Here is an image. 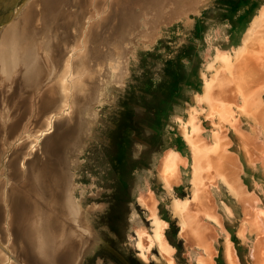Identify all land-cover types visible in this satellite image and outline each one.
Here are the masks:
<instances>
[{"label":"rangeland","instance_id":"rangeland-1","mask_svg":"<svg viewBox=\"0 0 264 264\" xmlns=\"http://www.w3.org/2000/svg\"><path fill=\"white\" fill-rule=\"evenodd\" d=\"M263 9L264 0H0V42L27 11L29 46L47 74L39 92L52 100L42 112L37 100L27 103L10 140L0 131V264H40L23 232L34 216L20 212L22 221L12 209L16 196L42 203L31 192L37 168L51 193L47 171L60 170L66 199L50 193L38 210L48 218L70 202V214L55 215L76 247L71 264H264V90L245 111L234 83L215 87L230 104L226 116L201 99L219 55L234 58ZM245 57L264 74V52ZM194 125L209 146L219 139L224 164L230 155L239 170L237 180L219 171L205 178L204 201L194 194L195 152L183 132ZM172 154L179 160L167 182ZM176 202L199 214L203 241L183 228ZM156 217L167 259L151 241Z\"/></svg>","mask_w":264,"mask_h":264},{"label":"bare ground","instance_id":"bare-ground-1","mask_svg":"<svg viewBox=\"0 0 264 264\" xmlns=\"http://www.w3.org/2000/svg\"><path fill=\"white\" fill-rule=\"evenodd\" d=\"M53 1L56 3L58 0H53ZM8 4L9 3H6V6ZM22 10H24V8L21 9V11ZM35 13H37V11ZM24 15L26 16H24L23 19L18 18V20L21 19L19 20L20 23L18 25L12 26L11 24V26H9L10 31H8V36H6V38L4 37V39L2 40L3 42H0V108L2 107L1 104L3 103V100L9 103V104L4 103L3 106H5V108L2 107L0 109V118H2L1 120L3 121V124L2 122H0V131L4 132L7 136V139L9 140L12 138L14 134H16V132H18V128L21 126L19 121L17 120L19 119L20 116H24L21 113H23L22 109L25 108L24 106L27 105V103L29 104L30 102H33L32 100H37L36 101L37 103L40 102L38 111H41V112L44 111L47 108V106L49 107V105L52 103L51 98H49V95L46 92L45 93L44 91L39 92V89H40L39 85L42 83L45 77H47V74L43 75L45 72V69H44L45 66L42 67L44 64H42L40 58L36 55L34 47H32L31 45H30L31 47L29 46L30 44L29 38L31 35V29L29 26L30 21L28 22V18L30 19V17L27 18V16L29 15L27 11L25 12ZM21 16L22 15H20V17ZM0 37L2 38V36ZM43 47L45 46L43 45ZM50 47H52V45ZM263 52H264V9L261 11L258 17L253 21L251 27L246 32L244 39H243V44L238 48L234 58H232V56L229 53H222L219 55L218 58L220 62L222 63V67L214 74L212 78H210L206 82L204 92L201 95V99L210 105V108L212 111H215V110L219 111L221 115L223 116H226L229 113L230 104L226 100L224 93H221V94L213 93V89L215 87L219 86V87L224 88L226 84L228 83L229 84L234 83L239 93L242 94V96L244 97L245 105L244 107H242L243 110L247 111L248 104L254 103L257 100L261 92L264 90V86H263L264 74L256 68L251 69L248 65L249 60L245 56L246 54L251 55V53H253V55H256L258 57V54L260 55ZM43 61L45 62V60ZM48 86H51V85H48ZM18 103H20V105H17ZM18 113H19V116L16 119V116L18 115ZM259 114L260 113L257 111V115ZM8 116H10L11 118ZM30 116H31L30 118L32 119L33 115L31 113H30ZM3 118L5 119L3 120ZM190 121L191 122L193 121L192 117L190 118ZM199 131H200V127L198 125L193 126L192 134L188 133L185 127L183 130L184 136L192 144L193 150L195 152L194 161H193V177H194L196 187H195L194 194L196 197L204 201L205 199H207V194H208V190L206 189L205 178L209 176L212 177L216 174V172L219 171L225 177L227 178L229 177V179H232V180H237L236 179L238 178L237 172L239 170H238V166L234 158L232 159L233 161H230V162L227 161L226 158L230 157V155H228L225 158V164H224V155H223L224 153L222 152L223 151L222 144L219 139L216 140V143L214 145L209 146L199 136ZM210 152H219L221 153V156H219L215 161H212L210 159L211 158ZM51 154H53V156L55 154L56 156V152L55 153L51 152ZM178 160H179L178 155L176 154L170 155L169 168L171 171L164 175V178L167 182H171V178H173V176L176 175L175 170H176V164ZM37 169L38 170H35L37 171L35 172L37 173L36 174L37 178H35V181H33L35 182L34 183L35 186H31V192L32 193L34 192L33 194L39 195V197L37 198H40L39 200L42 201L43 203V204L41 203L42 206L41 204L39 206L34 205L37 203L35 202L34 204L33 202L31 203V199L26 200V199H22L23 197L20 198L21 196L13 195V197L16 196L12 203L13 208L11 207L13 211L15 210L13 214L14 215L16 214V218H20V219L23 218L20 212L22 214L27 213L28 215L30 214L34 216L33 219H31L30 217L29 220L26 221V225L24 226V231L22 229L21 232L23 231L27 239L30 240L29 242L32 244L31 246L34 247L36 255H37L35 256L38 258L40 264H71L72 262L75 261V258H76V252H75L76 247L74 246L70 247V244L74 245L71 242L72 238L70 239V242H71L70 244L68 242L69 239H67L66 241L63 240L61 234H62V231L65 229L62 226L63 223H61V221L59 222L58 219L56 218L57 214L55 215V213H58L59 215H61L60 212L70 214L71 208L69 207L70 205L68 204L70 202L68 203L62 202L58 204L56 203L53 206V208L56 206L54 209V213L48 216V214L51 213V210H52V207H51L50 212L47 211L48 214L45 212L46 213L45 215L48 216V218L47 217L45 218L44 212L42 211H45L44 205H46L45 203L48 202V198L51 192L46 182H42L41 180L42 172H44V169L42 168H37ZM47 172L49 174V178H51V180L53 181V185H54V188H52L53 190L51 194L60 197L61 195V192H60L61 183L59 181L60 170L57 171L55 169L54 171V170L49 169V171ZM34 177H35V174H34ZM31 196H34V195H31ZM32 198L36 200L35 197H32ZM64 199H66V197L63 198V200ZM23 200L25 202H23ZM38 201L36 200V202ZM9 206H11V204ZM48 207L49 206H47V208ZM8 208L10 209V207ZM38 209L42 211L40 212ZM175 209L177 213H179L180 215V222L182 223L183 228L191 229L192 231L196 233L195 236L197 237V239H199L200 241H203L204 236H202L201 232H199V229L201 227H205L206 225L201 222L199 218V214L190 213V210H189L190 208L188 207L187 203L176 202ZM204 209L205 210L203 211L207 212L208 215L215 217L213 212L208 207H205ZM1 214L3 215V213ZM27 214L26 216L28 217ZM35 215L37 218L39 217L42 218L43 216L44 218H42V220L35 221L36 220ZM5 218H6V215L3 217V219L5 220ZM3 219L1 218L2 223L4 222ZM20 219H17V220L19 221ZM255 219L257 220V218ZM22 221H24V218ZM154 222L156 225H155L154 234H153V237L151 238V241L155 245H158L161 253L165 257V253L168 250V242L164 236V231L161 228V222L159 221V218L156 217L154 219ZM66 231L67 230H65V232ZM68 237L69 236H67V238ZM77 237H79V235H77ZM144 243L145 241L143 240L142 232H140L138 246L143 248L145 245ZM208 247L209 246H207L206 249ZM141 255L144 256L143 253H141ZM225 255L227 257H230L229 247L226 248ZM61 259L63 263L61 262ZM165 259L167 258L165 257Z\"/></svg>","mask_w":264,"mask_h":264}]
</instances>
